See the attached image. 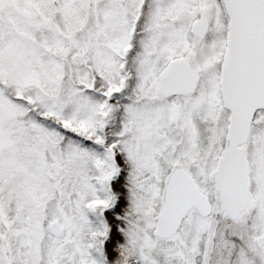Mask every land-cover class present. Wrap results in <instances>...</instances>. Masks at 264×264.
Segmentation results:
<instances>
[{
    "label": "snow or ice",
    "instance_id": "6c2138e0",
    "mask_svg": "<svg viewBox=\"0 0 264 264\" xmlns=\"http://www.w3.org/2000/svg\"><path fill=\"white\" fill-rule=\"evenodd\" d=\"M0 264H264V0H0Z\"/></svg>",
    "mask_w": 264,
    "mask_h": 264
}]
</instances>
